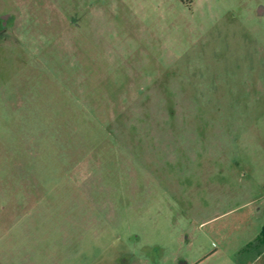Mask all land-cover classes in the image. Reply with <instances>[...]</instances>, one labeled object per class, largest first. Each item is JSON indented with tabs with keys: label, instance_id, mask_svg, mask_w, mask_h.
<instances>
[{
	"label": "rangeland",
	"instance_id": "obj_1",
	"mask_svg": "<svg viewBox=\"0 0 264 264\" xmlns=\"http://www.w3.org/2000/svg\"><path fill=\"white\" fill-rule=\"evenodd\" d=\"M258 137L264 0H0V264H231Z\"/></svg>",
	"mask_w": 264,
	"mask_h": 264
},
{
	"label": "crops",
	"instance_id": "obj_2",
	"mask_svg": "<svg viewBox=\"0 0 264 264\" xmlns=\"http://www.w3.org/2000/svg\"><path fill=\"white\" fill-rule=\"evenodd\" d=\"M193 1L194 0L191 2ZM259 140L260 142H263L262 145H260V142H258L255 148H246L243 150V157L247 162L243 172L245 173V176H247V188L245 189L241 208L245 207L247 210L246 215L256 219L264 218V139L259 138ZM251 185L256 186V194H253V191L250 187ZM230 211L231 209L224 213L217 214L215 219L224 217L223 215L229 214ZM263 225L264 223L261 225L259 233L255 238H249L245 242L247 245L244 244L245 247L243 246L244 248L241 250L242 252L239 254L236 260L232 258L233 253L229 256L231 264H264V243L258 240ZM212 228V233L218 236L220 239H223L224 237V239H228V234H235V232L232 230L239 229L240 227L238 223H236L232 227L233 229L231 232H229V222L225 221L222 227L217 226ZM248 230L249 228L241 231V235L245 234V231L248 233Z\"/></svg>",
	"mask_w": 264,
	"mask_h": 264
},
{
	"label": "trees",
	"instance_id": "obj_3",
	"mask_svg": "<svg viewBox=\"0 0 264 264\" xmlns=\"http://www.w3.org/2000/svg\"><path fill=\"white\" fill-rule=\"evenodd\" d=\"M191 0H188V1H185V0H182L183 3H186L188 4V2H190ZM258 240L262 243H264V225L262 226L261 228V231H260V235H259V238Z\"/></svg>",
	"mask_w": 264,
	"mask_h": 264
},
{
	"label": "flooded vegetation",
	"instance_id": "obj_4",
	"mask_svg": "<svg viewBox=\"0 0 264 264\" xmlns=\"http://www.w3.org/2000/svg\"><path fill=\"white\" fill-rule=\"evenodd\" d=\"M192 1V0H191Z\"/></svg>",
	"mask_w": 264,
	"mask_h": 264
}]
</instances>
